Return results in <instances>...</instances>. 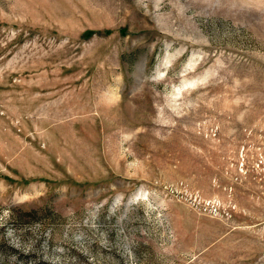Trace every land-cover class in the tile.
I'll list each match as a JSON object with an SVG mask.
<instances>
[{
  "label": "rangeland",
  "instance_id": "obj_1",
  "mask_svg": "<svg viewBox=\"0 0 264 264\" xmlns=\"http://www.w3.org/2000/svg\"><path fill=\"white\" fill-rule=\"evenodd\" d=\"M0 264H264V0H0Z\"/></svg>",
  "mask_w": 264,
  "mask_h": 264
}]
</instances>
